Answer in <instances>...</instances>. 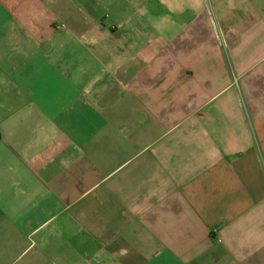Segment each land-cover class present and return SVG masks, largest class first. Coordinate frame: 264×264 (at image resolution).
<instances>
[{
    "label": "crops",
    "instance_id": "crops-1",
    "mask_svg": "<svg viewBox=\"0 0 264 264\" xmlns=\"http://www.w3.org/2000/svg\"><path fill=\"white\" fill-rule=\"evenodd\" d=\"M0 264H264V0H0Z\"/></svg>",
    "mask_w": 264,
    "mask_h": 264
}]
</instances>
